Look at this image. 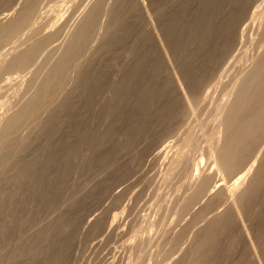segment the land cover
<instances>
[{"label":"rangeland","instance_id":"rangeland-1","mask_svg":"<svg viewBox=\"0 0 264 264\" xmlns=\"http://www.w3.org/2000/svg\"><path fill=\"white\" fill-rule=\"evenodd\" d=\"M262 58L264 0H0V264H264Z\"/></svg>","mask_w":264,"mask_h":264},{"label":"bare ground","instance_id":"bare-ground-1","mask_svg":"<svg viewBox=\"0 0 264 264\" xmlns=\"http://www.w3.org/2000/svg\"><path fill=\"white\" fill-rule=\"evenodd\" d=\"M216 1V0H215ZM209 2V1H208ZM227 2V1H226ZM216 3V2H215ZM214 3V4H215ZM219 4V3H218ZM250 4V3H249ZM242 5V4H241ZM251 5V4H250ZM215 6V5H213ZM218 8V6H217ZM214 9V8H212ZM241 9H244L241 8ZM245 10V9H244ZM199 11V10H198ZM213 11V10H212ZM26 16V11L24 13H22L21 17H20V20L22 18H24ZM209 18V17H208ZM25 20V19H24ZM211 21V20H210ZM23 22V21H22ZM213 25V24H212ZM217 25V24H216ZM201 27V26H200ZM199 27V28H200ZM213 31V30H212ZM212 34V32L210 33ZM214 34V33H213ZM236 34V33H235ZM210 38L212 37H209L208 40H210ZM182 39V38H181ZM185 45V43H184ZM225 47V46H224ZM147 48V47H146ZM229 52V51H228ZM143 53H145V51H143ZM144 55V54H142ZM195 55V54H194ZM187 56V55H186ZM191 56V55H190ZM142 60V59H141ZM144 60V59H143ZM261 63H259L257 69L253 72V76L251 77H248L247 80H245L242 85H241V88H240V92L241 94L244 93V98H245V95L248 97V101L244 104V106H242L243 104H241V108H238L235 106L234 103V106H230L228 111H227V118H226V121H225V126L226 128L229 130L231 129V134H227V139H225L224 141V146L222 148V150L219 152L221 153V159H217L218 161L220 160L221 162V166H224L226 165L228 162H230L231 160L233 159H238L237 162L240 161V163H242V161L244 160V163H245V159L249 158V155L245 156V153H248L249 151H251V147L250 146H247V145H242V147H239V143L242 142V140L244 138H249L250 135L251 137H254L252 135H256L257 137V141H261L264 140V83L260 84L259 81L261 79H259V76L260 78L262 77L261 74H263L262 70H264V59L262 58L261 60ZM193 62V61H192ZM18 63V62H17ZM143 63V62H142ZM183 64V63H182ZM147 66V64H146ZM151 66V65H150ZM257 66V65H256ZM139 67V65H138ZM135 69V68H134ZM255 69V68H254ZM184 70V69H183ZM135 72V71H134ZM133 72V73H134ZM250 78V79H249ZM130 80V79H129ZM198 81V80H197ZM203 81V80H202ZM206 81V80H205ZM128 83V82H127ZM129 84V83H128ZM202 84V83H201ZM128 86V85H127ZM200 86V85H199ZM125 87V86H124ZM253 89L255 92V94H252L251 95V92L250 90ZM123 90V88H122ZM256 90V91H255ZM252 91V90H251ZM121 92V91H120ZM127 92V91H126ZM146 92V91H145ZM190 92V91H189ZM142 93V92H141ZM140 93V94H141ZM149 93V92H148ZM122 95V94H121ZM127 95V94H126ZM239 95V94H238ZM144 96V95H143ZM146 96V95H145ZM148 96V95H147ZM243 96V95H242ZM123 97V96H122ZM139 97V96H138ZM240 97V96H239ZM242 98V97H240ZM141 99V98H140ZM144 99V98H143ZM24 100V99H23ZM128 100V99H127ZM240 100V99H239ZM247 100V99H245ZM123 98H122V102H123ZM195 101V100H194ZM238 101V100H237ZM127 102V101H126ZM245 102V101H244ZM243 100L241 103H244ZM121 103V102H120ZM145 103H147V101H143L140 103V106L141 107H144L145 106ZM149 103V102H148ZM238 104V103H237ZM120 105V104H119ZM148 105V104H147ZM258 105V106H257ZM121 106V105H120ZM252 106H256L257 109H251ZM123 107V106H122ZM111 108V107H110ZM138 108V107H137ZM188 108V107H187ZM30 109V108H29ZM229 112V113H228ZM30 113V112H29ZM118 117V116H117ZM224 126V127H225ZM142 127V126H141ZM230 133V132H229ZM78 135V134H77ZM249 136V137H248ZM133 142V141H132ZM130 145V144H129ZM79 147V146H78ZM77 151V150H76ZM75 151V152H76ZM92 152V151H91ZM219 155V154H218ZM78 157V156H77ZM236 160H233L236 162ZM74 162V161H73ZM217 163V162H216ZM240 163H239V167H240ZM244 163H243V166H244ZM246 164V163H245ZM218 165V163L216 164ZM228 165V164H227ZM235 165V164H234ZM242 165V164H241ZM236 166V165H235ZM238 166L236 167V171H238ZM242 167V166H241ZM240 167V168H241ZM245 167V166H244ZM243 167V168H244ZM220 168V167H219ZM110 169V168H109ZM234 169V168H233ZM242 169V168H241ZM240 169V171H242ZM222 171V170H221ZM224 171V170H223ZM211 172V171H210ZM234 173H236L235 171H233ZM259 173H260V176L256 177L254 180H249L248 182V186L247 188H251L249 191L245 192V193H241L238 197L240 201H238L239 203H241L242 206H239L240 207H244L246 204H249V202L251 200H254L257 198V192H255V188L258 189L259 187L261 186H264V162L261 164L260 168H259ZM101 175V174H100ZM102 176V175H101ZM210 177H212V174H207L206 177H204L202 180H201V185L202 188L201 189H204L207 185V182H210L209 179ZM214 177V176H213ZM217 184V183H215ZM206 185V186H205ZM209 187V186H208ZM207 187V188H208ZM218 188V187H217ZM221 190V188H220ZM204 191V190H203ZM236 197V196H235ZM237 199V200H238ZM235 202V200H234ZM233 202V203H234ZM236 205V204H234ZM233 207V206H232ZM235 208H238V207H235ZM238 210H241L239 209ZM230 210V211H229ZM229 210L226 212V215L224 216L225 219L223 218V220L226 222V221H231L232 219V215L231 213H233L235 210L233 208H229ZM233 210V211H231ZM237 212V210H236ZM241 212V211H240ZM239 212V213H240ZM237 212V214H239ZM224 214V213H223ZM222 216V215H221ZM262 221V226L260 227L261 230H259L261 233V236L264 234V219L261 220ZM214 225H218L220 223H218L217 221L213 222ZM264 237V236H263ZM262 237V238H263ZM259 238V237H258ZM255 240V239H254ZM253 240V241H254ZM248 242V241H247ZM256 242V241H255ZM253 245V244H252ZM251 245V246H252ZM258 250V249H257ZM261 252V251H260ZM251 254V253H250ZM252 255H255V254H252ZM260 255V254H259ZM246 256V255H245ZM244 256V257H245ZM250 256V255H249ZM248 256V257H249ZM258 256V254L256 255ZM202 257L204 258H207L208 255L207 254H204ZM248 259V258H247ZM249 260V259H248ZM194 264V263H193ZM199 264V263H198ZM247 264V263H246Z\"/></svg>","mask_w":264,"mask_h":264}]
</instances>
